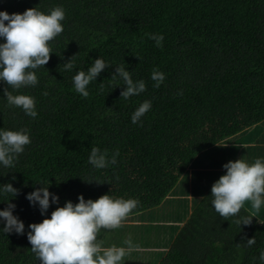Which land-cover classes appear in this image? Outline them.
I'll use <instances>...</instances> for the list:
<instances>
[{
  "label": "trees",
  "instance_id": "16d2710c",
  "mask_svg": "<svg viewBox=\"0 0 264 264\" xmlns=\"http://www.w3.org/2000/svg\"><path fill=\"white\" fill-rule=\"evenodd\" d=\"M56 6L64 8L65 20L50 42L54 53L36 70L38 85L19 90L35 98L38 116L7 106L8 85L0 82V127L28 129L32 140L15 167H0V184L18 189L7 202L11 194L0 197V210L15 204L13 214L25 224L24 235L0 232V264H40L26 233L45 217L25 197L41 182H49L61 207L77 203L81 194L86 200L105 194L136 198L140 203L129 219L173 200L188 169L202 165L216 169L190 172L189 186L202 197L161 264H264L258 259L263 206L257 211L246 201L241 215L254 217L239 228L235 218L224 220L214 211L210 196L222 165L235 161L233 142L221 143L264 118V0H0V11L9 14ZM146 33L163 34V46ZM99 56L112 66L90 83L84 98L72 76ZM70 58L76 65L71 72L63 68ZM119 65L143 79L146 91L120 97L122 82L111 79ZM153 68L166 77L159 88ZM144 100L152 108L142 124H133L131 115ZM92 147L109 156L119 150L117 164L93 168Z\"/></svg>",
  "mask_w": 264,
  "mask_h": 264
},
{
  "label": "clouds",
  "instance_id": "9594fccd",
  "mask_svg": "<svg viewBox=\"0 0 264 264\" xmlns=\"http://www.w3.org/2000/svg\"><path fill=\"white\" fill-rule=\"evenodd\" d=\"M64 20L65 10L62 6H56L47 12L36 7L29 8L22 14L0 11V82H5L13 90L6 88L4 97L7 106L20 108L33 119L38 116L36 100L19 90L38 85L36 70L44 67L50 54L54 53L50 42L63 32ZM146 36L155 42L156 47L163 46V34L146 33ZM71 58L63 64L65 71L71 72L76 68ZM110 66L112 65L99 56L92 60L87 69L76 71L72 76L75 92L87 98L90 95V83L96 82L99 74ZM165 78L162 71L153 68L151 79L155 82L154 87L159 88ZM111 79L122 82L120 97L125 100L146 91L145 81L134 79L132 72L123 65L115 67ZM151 108L152 101L144 100L132 113L131 122L142 124V118ZM31 143L28 129L10 130L0 127V167H15L25 146ZM119 155V150L109 156L107 150L92 147L88 162L93 168L102 170L116 165ZM222 168L225 170L224 174L211 186V206L224 220L235 218L239 228L241 225H250L254 216L241 215V210L246 201H251L252 207L257 211L264 205V157H258L251 163L243 158L230 160ZM39 184L41 187L27 193L25 198L30 205L38 206L41 216L45 217L42 222L29 224V231L26 233L27 240L32 245L31 251L40 264H122L124 258L136 250L137 245L130 236L124 240L126 247H103L97 240L101 229L119 228L138 207V199L105 194L96 200H86L81 194L77 197V203L66 201L61 207L58 195L48 190L49 182L47 186L42 182ZM17 193L18 189L12 183L0 184V197L11 194L6 202ZM51 205L57 207L48 217L46 214ZM15 208L16 205L9 202L6 208L0 210V223L3 224L0 232L24 235L25 224L13 214ZM254 243L255 238L246 241L249 247ZM258 259L264 262V250H261Z\"/></svg>",
  "mask_w": 264,
  "mask_h": 264
},
{
  "label": "crops",
  "instance_id": "0c3cea01",
  "mask_svg": "<svg viewBox=\"0 0 264 264\" xmlns=\"http://www.w3.org/2000/svg\"><path fill=\"white\" fill-rule=\"evenodd\" d=\"M229 141H232L236 147V149L234 150L235 160L243 158L249 163H251L254 162V160L258 157H264V118L261 119V121L257 122L256 124H254V126L245 128L242 132L232 136L231 138L222 142L221 144H226ZM229 154L230 153H228V157ZM225 155H227V152H225ZM213 156L215 158H219L218 153H213ZM200 168L205 169L203 167ZM206 169H208L209 171L212 169L214 170L216 168L210 167ZM181 190L182 191H180V194L184 193V191L187 190V193H189L190 195L183 197L184 199H188V203L187 201H184V205L186 207V210L189 211V213H191L192 208L194 206V204L192 203V197H193L192 187L189 186L187 187V189H181ZM166 202H162V204L159 207L151 209L152 213H150L155 218L153 212L157 211L159 218L168 225L165 229H162L160 231L159 240L156 242V244L151 245V244H147L146 240L144 239L141 240L140 238H135L133 236L132 240L133 243L137 245V248L135 251H132L129 255H127L124 258L122 264H161L163 262L164 257H166L170 248H172L174 237L178 233L180 227L184 225L185 221L190 216L188 215V216L180 217L179 214L181 209L184 207V205L173 203L174 209H172L173 210L172 214H170L169 219L164 220L163 209L167 210V207L165 206ZM262 206L264 208V205ZM145 214L146 212H144L143 217L142 215L140 216V218H142V225L145 223V218H144ZM101 230H105V229H101ZM128 230H129L128 227L116 228L113 231L118 235V237L120 238L119 240H110V241L102 240L101 243L99 242V240H97V242L100 243L103 247H109L112 245L126 247V245H124V240L131 235Z\"/></svg>",
  "mask_w": 264,
  "mask_h": 264
},
{
  "label": "rangeland",
  "instance_id": "374dc122",
  "mask_svg": "<svg viewBox=\"0 0 264 264\" xmlns=\"http://www.w3.org/2000/svg\"><path fill=\"white\" fill-rule=\"evenodd\" d=\"M203 168L204 165H202ZM198 169L200 170V167H192L187 171L186 174V180L185 182L182 184L181 183L179 185V190L180 187L182 189H187V187H189V183L188 180L190 178V171ZM193 188V187H192ZM183 196H190L189 193H187V190L184 191V193L180 194V191L174 192L172 194V198L173 200H168L165 203V206L167 207L166 209H163V214L164 217L163 219H169L170 214H172L174 209V204L173 203H178L181 205H184V201H187L188 203V199H184ZM206 196V195H205ZM202 196H195L194 192H193V197H192V203L195 205V203L197 201H199L201 199ZM181 198V199H178ZM187 198V197H185ZM183 199V200H182ZM177 200V201H176ZM209 201V200H208ZM168 211V213H167ZM152 213L151 210L147 211L144 218H145V223L142 225V218H140V215H133L132 217H130V220L128 219V217L122 222V225L120 227H128L129 228V232H130V237L133 238V236L135 238H140L141 240H146L147 244H156V242L159 240V235H160V231L162 229H165L168 225L163 222L160 218L159 215L156 212H153V215L155 216V218L150 214ZM144 215V211H142V217ZM180 217H184V216H188L190 215L189 211L186 210V207L184 205V207L181 209L180 211ZM125 222V223H124ZM129 222V223H126ZM139 223V224H138ZM115 229L112 230H101L100 233L98 234V240L101 243L102 240H119L120 238L118 237V235L116 233H114Z\"/></svg>",
  "mask_w": 264,
  "mask_h": 264
}]
</instances>
